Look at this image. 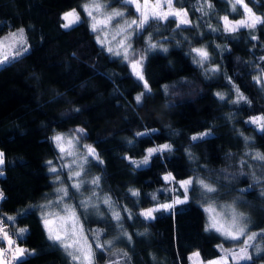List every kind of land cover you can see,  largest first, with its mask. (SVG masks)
<instances>
[{"label": "trees", "instance_id": "trees-1", "mask_svg": "<svg viewBox=\"0 0 264 264\" xmlns=\"http://www.w3.org/2000/svg\"><path fill=\"white\" fill-rule=\"evenodd\" d=\"M87 1L0 0V35L22 27L29 45L0 66L5 161L0 214L26 250L17 264H72L48 239L38 205L53 186L50 167L61 168L52 138L73 126L84 129L98 156L85 173L90 207L73 199L94 264H190L192 252L208 261L223 254L221 245L237 248L239 241L205 230L203 205L236 202L251 230L264 228V161L254 159L257 152L264 154V132L251 122L264 116V24L225 31L222 18L241 17L239 5L233 11L229 0H173V6L186 11L189 25L177 27L173 18L151 20L132 36L144 55L143 76L150 89L137 103L142 85L120 56L97 42L82 9ZM107 1L123 8L127 17L136 16L124 0ZM244 2L264 18V0ZM70 8L81 19L64 28L61 14ZM197 47L207 51V60L198 62ZM241 94L246 99L240 100ZM205 132L209 135L192 139ZM164 142L171 150L153 154L146 165L131 162ZM167 173L174 182L191 177L217 191L205 194L194 183L186 203L145 219L143 210L177 194L163 179ZM95 176L99 183L92 185ZM113 213H119V221ZM20 229H26L22 238ZM98 231L102 237H117L118 244L96 248ZM262 259L264 253L247 263Z\"/></svg>", "mask_w": 264, "mask_h": 264}, {"label": "snow or ice", "instance_id": "snow-or-ice-1", "mask_svg": "<svg viewBox=\"0 0 264 264\" xmlns=\"http://www.w3.org/2000/svg\"><path fill=\"white\" fill-rule=\"evenodd\" d=\"M125 4L131 5L134 3V0H124ZM167 4L169 9L172 8V0H167ZM237 5H240L243 7L244 12L248 15L249 19L247 20H240L237 21L235 25H230V22L228 21L227 17H224L225 22V31L235 32L239 27H247L249 29H254L258 24H264V18H261L259 16H256L252 10L247 6V4L244 2V0H235V3H233V11L236 10ZM103 5L101 4H94L84 5L85 12L88 13L90 17H93V24H92V31L96 32L98 31L97 22L95 21V17L93 15V11L90 10V8H95L96 11H99L100 8H102ZM145 7H147V0H145ZM156 7H160V5H156ZM209 7L211 5L209 4ZM136 10L138 13H140V16L137 19H133L131 22H126V28L121 29L120 33L118 35H123V39L120 41V48L123 52V58L125 60L129 59V49L131 48L130 38L131 34L134 32H141L145 29V26L149 24L151 20H168L169 17H174L179 21L177 24V27H180V25L188 24L190 21H188L186 18L187 13L186 12H180V11H168L165 13H154L152 15H149L147 12H141V6L139 3H136ZM124 15L123 12H114L112 15L107 17V22H111L115 17H122ZM62 19L65 21V23L62 25L64 28H70L72 25L77 24L80 22V15L76 12L75 9L66 12ZM102 30V29H100ZM131 30V32H129ZM23 34L24 29L21 28L16 33H11L10 36L12 38L19 37V40L21 43H23ZM255 39V37H253ZM149 40H151V35H149ZM98 42L101 43L103 47V41H101L98 37ZM150 47H156V45H150ZM27 51V49H25ZM108 51L110 53L113 52V49L111 47L108 48ZM164 51H167V49H164ZM194 52L197 53V55L200 57V61L202 62L204 60L208 59V53L204 49H193ZM19 51L16 52V55H19ZM115 55L119 56L121 55V51H116L114 53ZM8 57H5V60H7ZM143 57H141L140 60L133 59L131 61V67L133 69L134 74L137 76V78L141 81H144V76L142 74V71L138 70L140 66L142 65ZM144 87L146 90L150 91L147 82H144ZM238 91V90H237ZM144 93H141L136 97L137 103L141 101V98L143 97ZM220 96L221 99H223V95L217 94ZM240 100L246 99L242 94L239 95ZM254 124H259L260 129L262 132H264V116H258L253 117L251 120ZM84 130L76 129L74 135H78L83 133ZM138 135H144L143 133H138ZM209 133L205 132L200 134V136H193V140H197L202 138L203 136H207ZM54 142L56 143L60 153L62 154L61 158L65 155L72 156L73 152L70 150H67L64 146L62 141L64 140V136L61 134H57L52 138ZM73 141L71 139L68 140V144L71 145ZM88 151V156H92L98 159V156L96 155L95 149H93L91 146H86ZM166 150H171V145L165 144L161 145L156 148H149L147 149V155L144 156L142 161H132L133 163L139 164H148L150 158L153 156V154L157 152H163ZM86 159V158H85ZM254 159L264 161V154H261L257 152L254 156ZM4 154L0 152V165L4 164ZM51 161L48 162L49 165H51ZM76 161L73 160L71 164L65 165V167H68L70 170L72 168V164H75ZM53 173H57V169L55 167H50L49 169ZM81 171H73L72 174L69 176V179L72 180L75 177H80ZM59 179V176H57V180ZM165 181H174L175 178L171 175V173L165 175L163 177ZM83 181L74 182L71 186L75 188L77 191H80ZM91 183L93 185H97L99 183V177L93 178ZM181 187L184 188V198L183 199H175L171 204H162L159 208H150L145 211H142L140 213L141 216H143L145 219H153V213L156 211H172L174 206L176 204H184L188 201V192L191 190V186L194 183H198L203 190L205 194L207 193H215L217 189L213 187L211 184L206 183L204 180H193V179H187L179 182ZM173 191H175L173 189ZM57 192H62L63 196H61L60 201L62 202L64 197H67L69 195L67 188H59L57 189ZM132 195L136 196L139 195L138 192L133 191ZM3 197V194L0 193V198ZM153 199H155V196H153ZM105 204H109V200L104 201ZM82 205L87 206L85 201H81ZM231 207V206H229ZM66 212L70 211L69 209H65ZM206 212L210 213L209 216V223L206 226V231L208 230H215L217 233H219L222 237H224L226 240H233V241H239L241 237H245L243 240V245L239 248L238 251H233L231 249L224 250L223 246L221 245V252L223 253L218 259L211 260L208 262V264H228L229 258L232 260V264H240V261H250L252 257L248 254V248L249 247H255L258 252L264 251V248H261L259 245H253L251 242L256 240L257 236H260L261 238H264V231H261L260 233L252 232L250 235L248 234V226L245 223V217L243 214H237L234 209H231L230 213L224 214V213H218L216 212V209L209 205L207 208H205ZM224 215H230L231 219L230 221H226L223 219ZM113 218L117 221L120 220L119 213H113ZM8 220L14 221L15 217L9 216L7 218ZM45 225L48 224L47 219H45ZM3 221L0 220V233H2V236H0V239L7 240L9 244V249L7 250H0V264H13V261H19L22 259L23 255L26 254V250L24 249H16L15 252H12L11 246L14 244V241L9 238L8 232L3 227ZM78 223L76 214L74 211H71V215L65 219V228H64V235L61 236L59 234L53 235L51 231L49 232V239L53 240L54 242H57L63 247L67 253V255L70 257L72 264H92L93 260V252L91 250V246H88L87 249L79 248L76 245L78 244V241L74 239L77 235L76 231V225ZM82 230V229H81ZM26 229H20L19 230V236L22 238L24 232ZM72 241L69 243L68 241ZM105 243L111 244V241H106ZM96 248H103L104 244L97 243L95 245ZM12 252V260L9 261L7 259L8 253ZM126 255V253L124 254ZM195 256H199V253H195ZM114 264H117V262H114Z\"/></svg>", "mask_w": 264, "mask_h": 264}, {"label": "rangeland", "instance_id": "rangeland-1", "mask_svg": "<svg viewBox=\"0 0 264 264\" xmlns=\"http://www.w3.org/2000/svg\"><path fill=\"white\" fill-rule=\"evenodd\" d=\"M229 1H230L231 8L233 9L232 5H233V3H235V0H229ZM97 3L103 5V7L99 9V11H96L95 8H90V10L93 11V15L95 17V21L97 22V27H98V31L95 32L96 40L98 42V37H99V39L101 41H103V46L106 48L107 51H108V48L111 47L113 49V52L111 53L112 55H115L114 53L116 51H121V55H119V56L127 63L133 77L136 80H138L142 85V91H140L139 93H137L135 95V102H137L136 97L138 95H140L141 93H143L144 91H148V90H146L144 87L145 80L144 81L139 80L137 78V76L134 74L133 69L131 67V61L133 59L140 60L141 57H143L142 65L138 69V70L142 71V74H143V70H142L143 68L142 67H143V62H144V55L137 47H135L133 45V43L131 41L133 34L136 33V32H134L131 34V38H130L131 48L129 49V52H128L129 59L125 60L123 58L122 49L119 46L120 41L124 37H123V35H118V33H120L121 29L126 28V22H131L133 19H137L140 16V13H138L136 10V3L140 4L141 12H147L149 15H152L154 13H165L168 11H180V12H186V11L183 8H177V7L173 6V0H172V8L171 9H169V7H168L167 0H147V7H145V0H134V3L131 5H132V8H133L136 16L127 17L125 15V10L123 8L110 7L108 5L107 0H90V1H87L83 4L82 9H83L85 15L88 17V24H89V27L91 28V30H92V24L94 22L93 17H90L88 15V13L85 12L84 5L89 4L91 6V5H94ZM156 5H160V7H156ZM73 9H75V8L67 9L66 11L62 12L61 16L63 17V15L66 12H69ZM241 9L243 11V15L241 17L234 18V19L228 18L230 25H235L237 21H240L242 19L243 20L249 19L248 15L244 12L243 7H241ZM75 10L80 15L79 11L77 9H75ZM114 12H123L124 15L122 17H115L111 22H107V17L112 15ZM253 13L256 16H259L255 12H253ZM169 18L175 19L174 17H169ZM182 18H186L188 21H190L188 18V15L186 17H182ZM223 18H222V24H223L224 29H225V22H224ZM80 19H81V16H80ZM162 21H165V20H162ZM175 22H176V25L179 23V21L177 19H175ZM64 23H65V21L62 19V25ZM189 24L190 23L183 24L180 26H185V25H189ZM21 28L22 27L15 28V29L10 30L9 32H6L0 36V66L5 64L13 56H16L17 51H19V53L22 54V53L26 52L25 49L28 50L29 45H28V41H27L25 31L23 34V41H24L23 43L20 42L19 37L12 38L10 36L11 33H16ZM239 28H242V27H239ZM100 29H102V30H100ZM129 32H131V30H129ZM99 44H101V43H99ZM195 49H204V48L203 47H197ZM115 56H117V55H115ZM5 57H8V59L5 60ZM81 128L82 127H80V126H73V127H70L68 129V131L63 132V133H59V134L64 136V140L62 141L63 146L67 150L72 151L73 155L72 156L65 155L63 157V159L61 158L62 159L61 168L55 167L58 171H57V173H54V176L52 179L53 186L47 192V198L44 201H42L41 203H39L38 206L40 209L39 215H40V218L42 221V225L44 227V230L46 232L48 239H49V232L50 231L53 235H56V234H59L61 236L64 235L65 219L71 215V211H74L76 214L77 220H78V223L76 225L77 235H76V237H74V239L78 241V244L76 246L79 248H83V249H87L88 246H91V250L93 252L92 245H91L90 241L88 240L86 234L84 233V229H83L81 220L77 214V211H76V209L74 207V203H73V199L75 198L76 200H78L80 202V204H81V201L86 202L87 206L81 204L83 207H86V208L90 207V200L88 197L89 195L85 194L83 189H84V184L87 181L85 173H86L88 163L90 162L91 159H94L95 157L88 156V151H87L86 146H90V145L85 140V131L81 134L74 135L75 130L81 129ZM257 128H260L259 124H258ZM56 135H54V136H56ZM69 139H71L73 141V143L71 145L68 144ZM53 142H54V140H53ZM165 144H168V143L164 142V143H160V144H155V145L148 147L147 149L156 148V147H159V146L165 145ZM54 145H55L56 149L58 150V152L60 153L55 142H54ZM0 152H2L1 149H0ZM146 154H147V150H146ZM61 156H62V154L60 153V157ZM73 160H75L76 163L72 164L71 170L68 167H65V165L71 164V162ZM130 160H131V162L132 161L139 162V161H142L143 159L138 160V159L130 158ZM133 164L136 166L143 165V164L138 165L137 163H133ZM73 171H81V176L75 177L74 179L70 180L69 176L72 174ZM167 174H169V173H167ZM167 174H164L163 177ZM0 175H2V172H0ZM57 176H59L58 180H57ZM96 177L97 176H95L93 178H96ZM190 178L182 179V180H179L176 182L167 181L169 184V186H168L169 189H174L177 192V194H175L171 200L160 203V204L155 205V206L150 207V208H159L160 205H162V204H171L173 202V200H175L177 198L183 199L184 198V188L181 187L179 182L183 181V180L190 179ZM79 181H83L84 183L82 184L80 191H77L71 185L74 182H79ZM91 181H92V179H90V182ZM59 188H67L69 195L67 197H64L62 202L58 203V201H60L61 196H63L62 192H57V189H59ZM209 205H212L216 209V212H218V213L227 214V213H230L231 209H234L237 214H243V216L246 218L245 223L248 226V234L249 235L252 232L260 233L261 231H264V228L257 229V230H251L250 229V223H249V219H248L247 214L245 213V211L241 207H239V205H237L236 202L226 201V202H219V203H208V204L203 205L204 211H205V208H207ZM229 206H231V207H229ZM66 208L69 209L70 211L66 212L65 211ZM150 208H148V209H150ZM145 210H147V209H145ZM145 210H143V211H145ZM156 212H159V211H156ZM156 212H154L153 215ZM205 213H206V217H207V220L209 223L210 213L206 212V211H205ZM45 219H47V221H48L47 225H45V222H44ZM223 219L226 221H230L231 217H230V215H224ZM244 239H245V237H241L239 242L236 244L237 248L231 249V250L238 251L239 248L243 245ZM49 240L51 242H53L54 244H57L58 246L61 247V245L59 243L54 242L51 239H49ZM106 241H111V244L109 245V244L105 243ZM68 242L71 243L72 241L70 240ZM95 243L96 244L97 243L104 244L103 248H111V247H113L114 244H118V238L117 237L116 238L115 237H102L100 232L98 231V232H96V235H95ZM251 243L253 245H259L261 248H264V238H261L260 236H257L256 240L252 241ZM15 247H16V249H23V247L21 245H18V244H16ZM61 248H62L63 252L67 255L65 249L63 247H61ZM228 248L229 247H226L224 250H226V249L229 250ZM220 249H221V247H220ZM0 250H2L1 247H0ZM195 253H197V252L196 251L192 252L189 255L190 264H208L209 261L216 260L220 257L219 256V257L210 259L208 261H202L200 259V256L194 255ZM263 253H264V251L258 252L255 247H249L248 248V254L252 257V259L250 261L254 260L255 257H257ZM247 262H249V261H240V264H244V263L249 264ZM92 264H94V252H93ZM228 264H232L231 258H229ZM255 264H264V259L256 261Z\"/></svg>", "mask_w": 264, "mask_h": 264}, {"label": "built area", "instance_id": "built-area-1", "mask_svg": "<svg viewBox=\"0 0 264 264\" xmlns=\"http://www.w3.org/2000/svg\"><path fill=\"white\" fill-rule=\"evenodd\" d=\"M0 220H2L4 222L3 223V227L8 232L9 238L14 241V244L11 246V248H12V252H15V250H16V247L15 246H16L17 242H16L15 238L10 234L9 224L3 219V217H2L1 214H0ZM0 236H2V233H0ZM0 247H1L2 250L9 249L8 241L7 240L0 239ZM12 252H9L8 253V256H7V259L9 261L12 260ZM13 264H17V261H13Z\"/></svg>", "mask_w": 264, "mask_h": 264}, {"label": "crops", "instance_id": "crops-1", "mask_svg": "<svg viewBox=\"0 0 264 264\" xmlns=\"http://www.w3.org/2000/svg\"><path fill=\"white\" fill-rule=\"evenodd\" d=\"M3 35V34H2ZM1 36V35H0Z\"/></svg>", "mask_w": 264, "mask_h": 264}]
</instances>
